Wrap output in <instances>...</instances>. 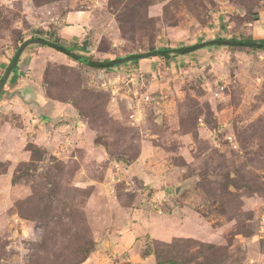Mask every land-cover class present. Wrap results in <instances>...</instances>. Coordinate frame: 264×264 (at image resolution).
<instances>
[{"label":"rangeland","instance_id":"obj_1","mask_svg":"<svg viewBox=\"0 0 264 264\" xmlns=\"http://www.w3.org/2000/svg\"><path fill=\"white\" fill-rule=\"evenodd\" d=\"M262 27L264 0H0V68L30 37L103 61ZM23 61L40 113L0 99V264H264V49Z\"/></svg>","mask_w":264,"mask_h":264},{"label":"water","instance_id":"obj_2","mask_svg":"<svg viewBox=\"0 0 264 264\" xmlns=\"http://www.w3.org/2000/svg\"><path fill=\"white\" fill-rule=\"evenodd\" d=\"M32 44L49 46L53 49L61 51V53H63V54L69 55L70 57L76 59L77 61H79L81 63H85V64L93 65V66H98L100 63L111 64V65L123 64L127 61L135 60L136 58H140V59L141 58H148V57H151V56H153L159 52V51H147V52L134 53V54L127 55L125 57H120L117 59H110V60H106V61H89L85 57L79 56L77 53L72 52L70 49L61 47L60 45H58L56 43L47 41V40L40 38V37H30V38L24 40L17 47V49L14 51L11 60L9 61L4 72L1 75V78H0V99L2 98L3 95H5L6 99L19 98L23 104L28 105L30 107H35L38 111V114L40 113V111H39L40 106L36 102L37 100L35 99V92H34L33 85H30V83H27L25 85V83H24L22 87L16 88V89L11 90V91H9L5 87V84L9 78V75L12 72L15 65L18 63V60H19L22 52L28 46H30ZM238 44H243V45H247V46H251V47L264 48V43H262L260 41H247V40L233 41V40L225 39V38H220V39L212 38V39H208L206 41L186 45L183 47L170 48V49H167V51L168 52H174L177 54L178 53L182 54L185 52L204 48L208 45L236 46ZM179 189H180L179 187H176V191H178ZM102 246H103V244H102Z\"/></svg>","mask_w":264,"mask_h":264},{"label":"trees","instance_id":"obj_3","mask_svg":"<svg viewBox=\"0 0 264 264\" xmlns=\"http://www.w3.org/2000/svg\"><path fill=\"white\" fill-rule=\"evenodd\" d=\"M218 39H220V38H218ZM230 40H233V41H238V40H234V39H232V38H229ZM24 40H22L21 41V43L23 42ZM247 41H253V40H251V39H248ZM258 41H260V42H262V43H264V39H262V40H258ZM21 43H19L16 47H15V50L17 49V47L21 44ZM57 44V43H56ZM209 46V45H208ZM210 46H212V45H210ZM62 47V46H61ZM225 47H232V46H225ZM236 47H248V48H251V49H253V48H258V49H264V48H261V47H251V46H247V45H243V44H238V45H236ZM167 49H170V47H164V46H162V47H158V48H150L149 49V51H159L158 53H156L155 55H153V56H151V57H159L160 59H162L164 62L162 63V67H166L167 65H168V59L170 58V57H173V56H177V55H184V54H188V53H190V52H192V51H189V52H185V53H174V52H168L167 51ZM14 50V51H15ZM56 50V49H55ZM71 50V49H70ZM57 51H59V50H57ZM72 52H74L75 53V51H73V50H71ZM194 51V50H193ZM59 52H61V51H59ZM65 56H67L68 58H70V59H72V60H74V61H77L76 59H74V58H72V57H70L69 55H67V54H64ZM13 56V55H12ZM12 56L6 61V63H5V66L3 67V70L1 71V73H0V78H1V75H2V73L4 72V70H5V68H6V66H7V64L9 63V61L11 60V58H12ZM79 56H81V55H79ZM125 56H127V55H125ZM125 56H122V57H125ZM86 58V57H85ZM117 58H120V57H116V58H114V59H117ZM87 60H89L88 58H86ZM140 58H136L135 60H132V61H127V62H125V63H123V64H128V63H130V62H136V61H138ZM19 61V60H18ZM90 61V60H89ZM103 61H106V60H103ZM79 62V61H78ZM119 65H122V64H118V65H111V64H104V63H100L98 66H94V67H97V68H102V69H110V68H113V67H115V66H119ZM15 67H16V65H15ZM13 71V70H12ZM11 74H12V72L10 73V75H9V77H11ZM8 81H9V79L7 80V82H6V84H5V87H6V85H7V83H8Z\"/></svg>","mask_w":264,"mask_h":264},{"label":"crops","instance_id":"obj_4","mask_svg":"<svg viewBox=\"0 0 264 264\" xmlns=\"http://www.w3.org/2000/svg\"><path fill=\"white\" fill-rule=\"evenodd\" d=\"M260 34H262V35H264V27H262V28H260ZM263 39H264V36H263ZM203 51L202 52H207L208 50H211V48L210 49H202ZM25 51V50H24ZM14 53V52H13ZM13 55V54H12ZM12 55H10L3 63V67L5 66V63H6V61L12 56ZM19 60H20V58H19ZM22 64V63H21ZM144 64H147V63H145L144 62ZM24 67H25V64H24V61H23V64L22 65H20V67H18V69H17V72L19 73V75H17V74H13L12 75V77H11V79H10V82H9V84H8V86H7V89L9 90V91H11V90H14V89H16V88H20V87H22L23 86V84H24V79H23V75H22V72H23V69H24ZM0 70H1V68H0ZM3 70V69H2ZM1 70V71H2ZM1 71H0V73H1ZM25 84H27V82H25ZM40 118L42 119V120H49V118H43V116L42 115H40Z\"/></svg>","mask_w":264,"mask_h":264},{"label":"built area","instance_id":"obj_5","mask_svg":"<svg viewBox=\"0 0 264 264\" xmlns=\"http://www.w3.org/2000/svg\"><path fill=\"white\" fill-rule=\"evenodd\" d=\"M100 75H98L99 77H101V73H99ZM146 99H148V96L146 97ZM262 216H264V213L262 214ZM259 236L260 237H264V222L263 224L260 226V229H259Z\"/></svg>","mask_w":264,"mask_h":264},{"label":"flooded vegetation","instance_id":"obj_6","mask_svg":"<svg viewBox=\"0 0 264 264\" xmlns=\"http://www.w3.org/2000/svg\"><path fill=\"white\" fill-rule=\"evenodd\" d=\"M9 82H10V80L8 81V83H7V85H6V88H7L8 84H9Z\"/></svg>","mask_w":264,"mask_h":264}]
</instances>
